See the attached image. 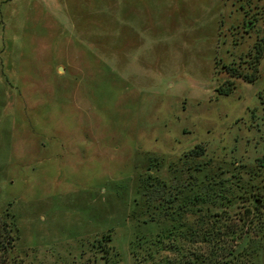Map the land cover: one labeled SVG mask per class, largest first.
I'll return each instance as SVG.
<instances>
[{"label": "rangeland", "instance_id": "1", "mask_svg": "<svg viewBox=\"0 0 264 264\" xmlns=\"http://www.w3.org/2000/svg\"><path fill=\"white\" fill-rule=\"evenodd\" d=\"M261 36L264 0H0L4 262L264 264Z\"/></svg>", "mask_w": 264, "mask_h": 264}, {"label": "trees", "instance_id": "2", "mask_svg": "<svg viewBox=\"0 0 264 264\" xmlns=\"http://www.w3.org/2000/svg\"><path fill=\"white\" fill-rule=\"evenodd\" d=\"M249 24V23H248ZM250 26V24H249ZM264 56V36L256 39L252 47L251 54L248 55L247 69L248 73H243L235 68L228 69V75L231 79L242 78L245 82L253 83L259 77V63ZM226 87H219L216 92L219 95H229L234 89L232 80H227ZM202 151L192 150L189 154H201ZM194 155V156H195ZM17 228L13 221L7 220L6 217H0V264H6L5 258L14 248L18 240Z\"/></svg>", "mask_w": 264, "mask_h": 264}]
</instances>
